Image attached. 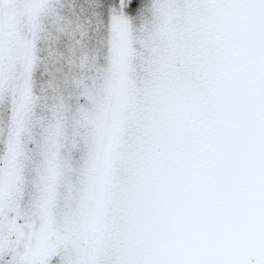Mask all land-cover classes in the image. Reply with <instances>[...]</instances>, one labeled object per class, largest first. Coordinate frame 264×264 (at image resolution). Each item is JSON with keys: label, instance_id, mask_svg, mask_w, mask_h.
<instances>
[{"label": "snow or ice", "instance_id": "1", "mask_svg": "<svg viewBox=\"0 0 264 264\" xmlns=\"http://www.w3.org/2000/svg\"><path fill=\"white\" fill-rule=\"evenodd\" d=\"M0 264H264V0H0Z\"/></svg>", "mask_w": 264, "mask_h": 264}]
</instances>
